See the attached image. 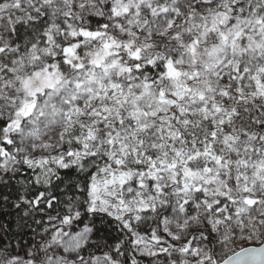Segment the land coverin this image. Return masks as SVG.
<instances>
[{
    "label": "snow or ice",
    "instance_id": "6c2138e0",
    "mask_svg": "<svg viewBox=\"0 0 264 264\" xmlns=\"http://www.w3.org/2000/svg\"><path fill=\"white\" fill-rule=\"evenodd\" d=\"M0 264H264V0H0Z\"/></svg>",
    "mask_w": 264,
    "mask_h": 264
}]
</instances>
